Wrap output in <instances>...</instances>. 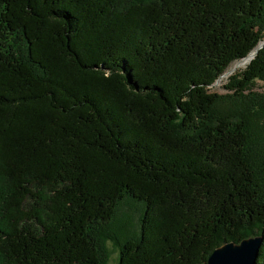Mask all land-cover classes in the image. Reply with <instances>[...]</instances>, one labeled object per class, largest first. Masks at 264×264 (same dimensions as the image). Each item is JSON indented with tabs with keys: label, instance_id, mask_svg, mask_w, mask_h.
Segmentation results:
<instances>
[{
	"label": "trees",
	"instance_id": "16d2710c",
	"mask_svg": "<svg viewBox=\"0 0 264 264\" xmlns=\"http://www.w3.org/2000/svg\"><path fill=\"white\" fill-rule=\"evenodd\" d=\"M262 41L264 0H0V264L264 237V44L211 90Z\"/></svg>",
	"mask_w": 264,
	"mask_h": 264
},
{
	"label": "water",
	"instance_id": "95a60500",
	"mask_svg": "<svg viewBox=\"0 0 264 264\" xmlns=\"http://www.w3.org/2000/svg\"><path fill=\"white\" fill-rule=\"evenodd\" d=\"M263 44L264 41L253 52L254 57ZM248 55H250V52ZM263 241V235L259 234L243 237L238 242L227 240L222 245L213 248L207 264H255Z\"/></svg>",
	"mask_w": 264,
	"mask_h": 264
},
{
	"label": "rangeland",
	"instance_id": "374dc122",
	"mask_svg": "<svg viewBox=\"0 0 264 264\" xmlns=\"http://www.w3.org/2000/svg\"><path fill=\"white\" fill-rule=\"evenodd\" d=\"M243 59L240 60H234L231 65H229L228 69L224 73L223 76H220L216 82L211 86L212 91H220L222 93H226L227 90L224 88V85L227 81V79L232 75L234 72L241 71L245 69V66L247 64L242 63ZM255 90H262L264 91V82L262 80L256 81V85L254 86ZM115 243L112 241H109L108 246L111 248L112 253H111V258H110V263L115 262L116 258L119 257V249L117 246L114 245Z\"/></svg>",
	"mask_w": 264,
	"mask_h": 264
},
{
	"label": "bare ground",
	"instance_id": "6f19581e",
	"mask_svg": "<svg viewBox=\"0 0 264 264\" xmlns=\"http://www.w3.org/2000/svg\"><path fill=\"white\" fill-rule=\"evenodd\" d=\"M253 54H254V53L251 52L250 55H248L246 58H244V59L242 60V63H244V64H248V63L252 60V58L254 57Z\"/></svg>",
	"mask_w": 264,
	"mask_h": 264
}]
</instances>
